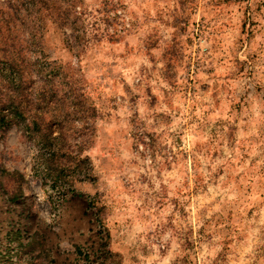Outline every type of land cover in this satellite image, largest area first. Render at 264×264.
I'll list each match as a JSON object with an SVG mask.
<instances>
[{
	"label": "rangeland",
	"instance_id": "1",
	"mask_svg": "<svg viewBox=\"0 0 264 264\" xmlns=\"http://www.w3.org/2000/svg\"><path fill=\"white\" fill-rule=\"evenodd\" d=\"M0 264H264V0H0Z\"/></svg>",
	"mask_w": 264,
	"mask_h": 264
},
{
	"label": "trees",
	"instance_id": "2",
	"mask_svg": "<svg viewBox=\"0 0 264 264\" xmlns=\"http://www.w3.org/2000/svg\"><path fill=\"white\" fill-rule=\"evenodd\" d=\"M19 114L22 115V112L19 109L18 105H13V112L11 115L1 113L0 115V121L2 122L1 124H4L6 126L12 124L14 122V117L19 116Z\"/></svg>",
	"mask_w": 264,
	"mask_h": 264
}]
</instances>
